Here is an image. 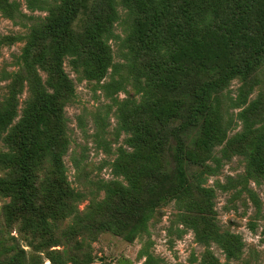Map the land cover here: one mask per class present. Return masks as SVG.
<instances>
[{
  "label": "rangeland",
  "instance_id": "374dc122",
  "mask_svg": "<svg viewBox=\"0 0 264 264\" xmlns=\"http://www.w3.org/2000/svg\"><path fill=\"white\" fill-rule=\"evenodd\" d=\"M64 1L0 0V113L9 99L18 112L9 122L0 116V264H205L214 258L218 260L215 264H264V176L247 171L246 148L254 136L236 141L235 133L243 126L239 112L246 105H236L231 100L240 84L237 78L219 90L223 97L218 118L211 124L213 129H218L214 140L209 141V136L213 137L212 128L204 127L202 120L184 137V149H188L191 157L190 162L183 161L186 177L193 188L209 191V199L184 194L181 200L171 199L157 206L141 225L138 208L128 203L129 199L118 202L117 197L106 191L105 182L116 178L112 175L114 160L127 158L123 149L131 151L127 141L130 132L118 128L119 113L134 112L142 94L139 84L147 86L150 76L158 73L156 68H149L151 72L148 69L149 54L144 50L146 16L144 4L138 0H113L119 12L112 20V34L105 39L110 51L103 69L95 60L99 59L95 57L96 51L90 49L74 53V59L70 57L72 52L62 56L74 89L72 95L63 94L61 101L63 131L62 134L58 131L57 148L61 152L64 178L62 172L56 173L50 150L46 147L37 150L40 145L36 144L33 151L39 187L32 196L36 210L21 202L23 186L19 184L18 156L22 145L17 142L15 125L23 108L27 105L36 108L34 100L40 90H53L48 65L51 39L40 41L35 31L48 23ZM77 1L89 7L96 2ZM190 1L195 9H206L208 17L200 24V30L199 25L191 29L185 24L190 19L175 10L174 20L180 22L182 30L171 54L177 62L187 64L196 56L204 61L209 49L228 57L226 48L223 50V36L212 30L216 29L212 24H221L220 21L230 17L232 0ZM127 2L131 4L130 10ZM86 21L79 15L72 24L74 39L82 33ZM209 28H212L210 32ZM189 31L195 39L186 40ZM196 31L202 34L197 35ZM42 42L41 55L33 56L31 49V53L25 54L28 48ZM209 42H212L210 46ZM208 65L207 62L206 68ZM177 76L180 93L160 86L155 94L169 108H174L178 99L177 110L181 115L186 108L183 100L193 103L190 95L194 86L208 81L209 73L201 72L194 80L184 82V93L179 90L183 85L180 75ZM109 80L117 83L103 89L102 85ZM244 91L248 101H258L250 115L253 128L264 130V61L257 69L255 80L246 84ZM124 99L133 103L121 105ZM163 113L167 110L163 109ZM166 117L163 122L167 128L179 122L176 117ZM55 122L53 119L48 125L51 132L56 129ZM175 145L168 139L148 168L135 163L130 166L136 180V187L130 191L139 190L140 198L145 199L154 172L168 175L174 171ZM21 158L25 159V155ZM59 176L65 181H59ZM120 179L124 182L123 176ZM252 193L259 208L251 198ZM122 205L129 213H117ZM209 224L220 233L236 235L233 243L240 244L236 257L226 256L221 241L209 235Z\"/></svg>",
  "mask_w": 264,
  "mask_h": 264
},
{
  "label": "trees",
  "instance_id": "16d2710c",
  "mask_svg": "<svg viewBox=\"0 0 264 264\" xmlns=\"http://www.w3.org/2000/svg\"><path fill=\"white\" fill-rule=\"evenodd\" d=\"M138 1L144 4L143 8L146 16L147 30L145 36L147 45L144 50L149 54L148 69H157L158 73L155 72V76H150V82H147L145 87L139 82L142 94L138 104L134 105V112L131 115H124L121 111L119 113L121 119L119 118L118 128L130 132L127 141L130 142L131 151L123 149V156H127V158L121 157L123 162L114 160L112 175L116 178L106 181L105 187L110 195L119 199L118 202L129 199L128 203H133L135 209L138 208V222L143 225L153 215L157 206L171 199L181 200L184 194L190 198L207 196L209 199V191L199 187L193 188L189 178L186 177L183 161L186 159L188 163L191 157L188 149H184V137H187L198 126L200 120L203 121L204 127L209 126L212 128L211 124L218 118V106L223 97L219 90L233 78L239 79L240 84L236 87L235 96L231 100L234 103L237 102L236 105L246 104L239 112L243 126L241 131L235 133L236 138H238L235 139L241 141L250 135L254 136L252 142L246 148L248 151L247 171L249 174L253 171L264 176V130L254 129L253 124L250 122V115L252 111H255L258 101L255 99H249L248 101L244 91L246 84L255 80L257 69L264 61V0H232L233 11H231L230 17L220 21L221 24H217L218 22L211 23L216 29L209 28V32L212 29L223 36V50L226 48L228 57L223 58L221 54L209 49L208 57L204 61L198 60L199 57L196 56L191 64L179 63L176 56L171 54V49L179 39L180 29L182 30L180 22L174 20L177 17L175 10L190 19L185 22L187 27L192 29L194 25H199V30L202 21L208 17L207 10L195 9L190 0ZM127 5L130 10L131 4L127 2ZM55 11L48 23L40 26L35 31L39 34L38 40L43 41L47 37L51 39L50 49H48V65L53 77L51 79L53 80L51 83L53 90L52 92H45L44 89L40 90L34 100L36 108L31 109V105L23 108L20 119L15 125L19 136L17 142L22 145L20 156H18V162H21L19 184L23 186L21 202L24 205H29L32 211L36 210L35 205L32 203L33 191L39 187L36 185L38 182L34 160L36 155L33 151L36 144L40 145L37 150L43 147L50 150L53 167L56 173L62 172L61 177L64 178L61 152L57 148L59 144L58 131L61 134L63 131L61 101L63 94L72 95L74 89L72 80L64 69L62 56L65 53L70 54L72 52L73 54L70 57L74 59L79 50L90 49L91 52L96 51L95 57L99 59L95 60L98 67L103 69L105 67L103 62L106 58V61L108 60L110 51L105 39L110 33L112 34L110 29L112 20L119 12L113 5V0H96L90 7L87 4H80L77 0H65ZM79 15H83L87 21L82 27V33L74 39L72 24ZM171 17L172 22H170ZM210 22L211 20H209ZM194 33H197V35L202 34L197 31ZM192 39H195V37L189 31L186 40ZM67 42L68 45H66ZM211 43L209 42V46ZM38 45L28 48L25 54L31 53V50H33V56L38 57L41 55L44 48L43 42L40 46ZM197 46L201 47L200 45ZM207 62L209 64L208 68L205 66ZM116 69V65H114V70L116 71ZM177 70L179 74H176ZM160 72H162L161 76H158ZM201 72H208L209 80L196 87L194 86L192 95H190L193 103H189L188 99L183 100L186 108L184 109V106L180 108L184 109L182 110L184 114L180 115L177 110L178 99L174 101L176 103L174 108H169L155 94L160 86H167L172 92L180 93L178 91L180 82L177 75H180L181 84L183 85L179 90L184 93V82L194 80L201 75ZM116 83L109 80L102 87L108 90ZM184 95L186 96V93ZM11 102L12 100L9 99L4 103V108L0 113L5 122L11 121L14 115L18 113L16 105L11 104ZM128 103H133V101L124 99L121 105ZM163 109L167 110L166 114L163 113ZM174 113H177V116L173 115ZM164 116L176 117L179 122L167 128V126H164ZM53 119L56 121L54 123L56 129L51 132L48 125ZM211 132L213 137L209 136V141L212 142L218 133V129L212 128ZM168 139L176 144L173 147L175 169L168 175L163 172H154V178L147 186L146 198H140L139 190L130 191L136 187V180L133 174L130 173L129 168L134 163L138 167L148 168L154 155L159 154L160 149L167 143ZM146 147H148V152H146ZM23 155H25V159L21 158ZM77 166L78 164L76 168ZM120 176H123L124 182H122V179L118 180ZM59 181L64 182L65 179L63 181L59 176ZM251 198L255 200V204L258 203L255 194L252 193ZM211 206L212 203L209 201V208ZM256 206L259 208L257 204ZM120 212L129 213L128 208L123 205L118 208L117 213ZM209 228V235L214 237L216 241H221L226 256L228 258L236 257L238 255L237 251H240V244L233 243L236 235L220 233L218 228L210 224ZM262 232L264 233V226ZM217 261L214 258V260H209L205 264H215L218 263Z\"/></svg>",
  "mask_w": 264,
  "mask_h": 264
}]
</instances>
